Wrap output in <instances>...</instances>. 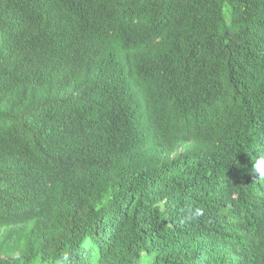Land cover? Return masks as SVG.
<instances>
[{
    "label": "trees",
    "instance_id": "16d2710c",
    "mask_svg": "<svg viewBox=\"0 0 264 264\" xmlns=\"http://www.w3.org/2000/svg\"><path fill=\"white\" fill-rule=\"evenodd\" d=\"M262 151L264 0H0V264H264Z\"/></svg>",
    "mask_w": 264,
    "mask_h": 264
},
{
    "label": "clouds",
    "instance_id": "9594fccd",
    "mask_svg": "<svg viewBox=\"0 0 264 264\" xmlns=\"http://www.w3.org/2000/svg\"><path fill=\"white\" fill-rule=\"evenodd\" d=\"M250 172L253 176V180L264 182V151L258 153L255 160L252 162ZM200 214L199 210L195 213L196 216ZM187 219L191 220L193 216L189 215Z\"/></svg>",
    "mask_w": 264,
    "mask_h": 264
}]
</instances>
